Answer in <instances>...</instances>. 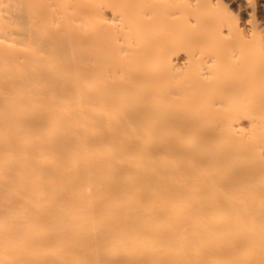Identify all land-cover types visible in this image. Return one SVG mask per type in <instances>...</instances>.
<instances>
[{
	"label": "bare ground",
	"instance_id": "6f19581e",
	"mask_svg": "<svg viewBox=\"0 0 264 264\" xmlns=\"http://www.w3.org/2000/svg\"><path fill=\"white\" fill-rule=\"evenodd\" d=\"M211 4L0 0V264H264V48Z\"/></svg>",
	"mask_w": 264,
	"mask_h": 264
},
{
	"label": "rangeland",
	"instance_id": "374dc122",
	"mask_svg": "<svg viewBox=\"0 0 264 264\" xmlns=\"http://www.w3.org/2000/svg\"><path fill=\"white\" fill-rule=\"evenodd\" d=\"M210 11L223 9L240 28L248 22L255 26L264 48V0H210ZM215 8V9H214ZM254 50L253 48H251Z\"/></svg>",
	"mask_w": 264,
	"mask_h": 264
}]
</instances>
